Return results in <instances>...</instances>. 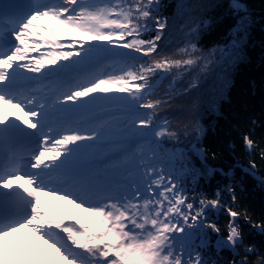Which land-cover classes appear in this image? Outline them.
I'll return each instance as SVG.
<instances>
[{"label":"snow or ice","instance_id":"snow-or-ice-1","mask_svg":"<svg viewBox=\"0 0 264 264\" xmlns=\"http://www.w3.org/2000/svg\"><path fill=\"white\" fill-rule=\"evenodd\" d=\"M229 8L246 30L242 0H229ZM159 11L160 0L0 3V250L18 255L10 238L25 230L54 250L24 255L22 264H217L206 255L213 246L233 252L229 264H250L256 249L244 244L242 213L222 204L220 190L197 204L183 176L152 147L176 136L167 120L154 123L166 101L152 99L153 77L187 71L200 59L196 43L180 49L188 58H151L168 26ZM103 59L110 62L102 66ZM205 132L198 126L197 139ZM17 138L35 147L25 154ZM244 141L251 150L254 141ZM105 145L111 163L101 171L91 161ZM193 148L207 159L205 148ZM205 171L228 177L230 170ZM230 179L225 190L235 203L236 179ZM43 197L67 201L98 226L49 212ZM221 207L229 216L226 236L206 219L208 208ZM252 227L264 234V222ZM206 229L217 234L214 242Z\"/></svg>","mask_w":264,"mask_h":264},{"label":"trees","instance_id":"trees-1","mask_svg":"<svg viewBox=\"0 0 264 264\" xmlns=\"http://www.w3.org/2000/svg\"><path fill=\"white\" fill-rule=\"evenodd\" d=\"M242 3L248 14L246 30L230 10L229 0H160L159 15L168 18V26L159 42V55L151 58L185 59L187 54L180 49L196 43L195 55L200 59L187 71L173 69L153 77L152 99L166 101L156 111L154 123L163 125L167 120L176 136L163 137L152 147L165 166L171 161V167L183 176L184 187L189 195L195 193L197 204L200 196L213 199L220 190L222 204L242 213L238 223L244 244L256 249L248 259L250 264H257L264 257V234L252 227V223L264 222V0ZM155 34L153 31L145 38ZM160 75L164 78L159 79ZM200 125L206 132L198 140L196 129ZM245 136L254 141L251 150L246 149ZM193 145L205 148L207 159H200ZM251 162H255V170ZM206 169L230 171L226 177L220 171L212 174ZM248 171H254L259 179ZM233 176L237 185L235 203L225 190ZM244 213L251 223L244 219ZM206 219L220 227L222 236L227 235L229 216L225 207L208 208ZM205 231L211 241L217 239L216 233ZM238 251L244 255L243 249ZM206 255L217 264H229L233 259L231 250L214 246Z\"/></svg>","mask_w":264,"mask_h":264},{"label":"bare ground","instance_id":"bare-ground-1","mask_svg":"<svg viewBox=\"0 0 264 264\" xmlns=\"http://www.w3.org/2000/svg\"><path fill=\"white\" fill-rule=\"evenodd\" d=\"M15 114L18 115L17 112ZM23 141L25 142V139L17 138L15 140V143L18 145ZM109 154H111V153H109ZM106 156H107V154L104 153V155H102L101 158L103 159ZM18 183H23V181H20ZM42 203H43V207L45 209H47L49 212H60V213H65V214L67 213V215L73 217L74 220H80L81 223H85V224L88 223V226L91 227L92 229H94L98 226L96 223L93 224L91 219H88L89 222L86 221V217L88 216V214L80 211L79 209L74 208L67 201L63 202L62 200H57V199L52 198V197H43ZM83 215H86V217ZM94 220H95V218H94ZM24 232H29V231L25 230L22 233H19L20 234L19 239H21V236H24V234L29 235L31 233V232H29V233H24ZM19 239H16L15 235L10 238L9 248L13 252L18 253V255H16L14 258L9 256V253L7 250H0V262H2V264H5V263H7V264L8 263H10V264H22V257L24 255H40L39 253H35V251L33 250L34 247H32V246L27 247L28 245ZM40 251H42V249H40Z\"/></svg>","mask_w":264,"mask_h":264},{"label":"rangeland","instance_id":"rangeland-1","mask_svg":"<svg viewBox=\"0 0 264 264\" xmlns=\"http://www.w3.org/2000/svg\"><path fill=\"white\" fill-rule=\"evenodd\" d=\"M117 51H126L123 49H117ZM102 62V63H101ZM110 61L108 59H103L100 61L101 64L106 65L107 63H109ZM28 75H32V74H28ZM17 147H19V149H21L22 151H26L30 150L31 148H33L35 146L34 143L30 142V138L29 139H25V142H21L20 144H16ZM107 154L108 156H106L104 158V160L102 162H100L102 155ZM111 153V148L109 145H105L102 149L97 150L94 154L93 160L91 161V163L94 165V167L99 168V169H106L108 168L109 164L111 163L110 160V154ZM91 221L94 222V217L91 218ZM88 224V223H87ZM90 229H92L91 227H89ZM30 245L28 244L27 247H29ZM33 250L35 251V253H39L40 255L42 254H47L46 251H39V249L37 247H34Z\"/></svg>","mask_w":264,"mask_h":264},{"label":"water","instance_id":"water-1","mask_svg":"<svg viewBox=\"0 0 264 264\" xmlns=\"http://www.w3.org/2000/svg\"><path fill=\"white\" fill-rule=\"evenodd\" d=\"M245 146H246V145H245ZM246 149H247V150H250L247 146H246ZM198 157H199V156H198ZM199 158H200V159H203V158H201V157H199ZM248 172L252 175L253 178L259 179V177H258L256 174H254V175L252 174L253 171H248Z\"/></svg>","mask_w":264,"mask_h":264}]
</instances>
